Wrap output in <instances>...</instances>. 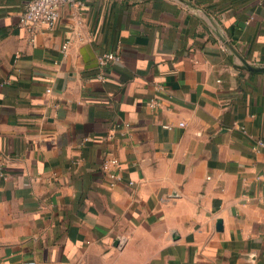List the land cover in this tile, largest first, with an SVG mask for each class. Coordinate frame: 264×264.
Masks as SVG:
<instances>
[{
  "label": "crops",
  "instance_id": "1",
  "mask_svg": "<svg viewBox=\"0 0 264 264\" xmlns=\"http://www.w3.org/2000/svg\"><path fill=\"white\" fill-rule=\"evenodd\" d=\"M29 2L0 0V264H264V71L225 46L264 66V0H83L35 33Z\"/></svg>",
  "mask_w": 264,
  "mask_h": 264
},
{
  "label": "built area",
  "instance_id": "2",
  "mask_svg": "<svg viewBox=\"0 0 264 264\" xmlns=\"http://www.w3.org/2000/svg\"><path fill=\"white\" fill-rule=\"evenodd\" d=\"M82 1L83 0H30L26 10L20 16L19 25L22 28L29 29L32 33H35L41 26L53 28L58 23L60 9L63 6L69 5L76 7L81 5ZM63 48L66 50L67 44H65ZM120 60L121 57L117 51L104 52L98 56L99 66L103 69L118 64ZM97 77L102 81L106 79V75L103 72H100ZM150 104L156 106V99L152 98ZM166 127L168 126L166 125ZM242 130L247 134L244 127H242ZM255 147L256 149H264V138H255ZM119 164L120 161L116 157H107L104 159L103 168L111 180V184H114L118 179V172L115 171V169L118 168ZM0 176L6 175L4 172H0ZM130 183L133 184V182Z\"/></svg>",
  "mask_w": 264,
  "mask_h": 264
},
{
  "label": "water",
  "instance_id": "3",
  "mask_svg": "<svg viewBox=\"0 0 264 264\" xmlns=\"http://www.w3.org/2000/svg\"><path fill=\"white\" fill-rule=\"evenodd\" d=\"M187 3L189 5H191L190 1H187ZM225 46L228 47L229 49H231V51L238 56V58L242 61L243 65L245 68L250 69V70H254V71H264V66H259V67H255V66H251L247 63V61L242 58L240 55H238V53L233 49V47L231 46L230 43L225 42Z\"/></svg>",
  "mask_w": 264,
  "mask_h": 264
}]
</instances>
